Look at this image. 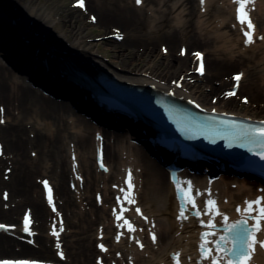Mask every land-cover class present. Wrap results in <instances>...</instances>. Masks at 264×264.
<instances>
[{
    "label": "bare ground",
    "instance_id": "obj_1",
    "mask_svg": "<svg viewBox=\"0 0 264 264\" xmlns=\"http://www.w3.org/2000/svg\"><path fill=\"white\" fill-rule=\"evenodd\" d=\"M11 1V7L22 10L28 18L23 21H30L32 27L19 29L21 25L8 20L6 12L0 16V56L6 61L0 59V190L7 193V199L0 197V223L8 226L0 229V251L35 252L42 260L50 257V262L65 264H71L66 263L67 254L83 259L84 264H175L177 254L180 264H211L202 259L199 250L201 233L208 229L191 211L186 213L188 220L177 219L181 200L175 182H191L193 193H200L197 205L203 208L206 200H215L230 222L241 218L236 208L243 209L245 201L264 196V188L223 173L212 174L218 176L215 180L204 173L170 181L165 163L171 154L156 153V146L144 141L148 126L139 122L134 111L124 115L113 106L100 107L87 90L76 89L67 81L59 84L64 79L57 75L65 69L63 62L69 61L75 69L89 76L96 74L105 83L115 78L134 90H153L252 118L259 111L257 115L264 118V40L259 39L264 36V0L248 5L255 26L251 45L244 43L233 0H204L203 5L201 0H142L139 5L136 0H85V10L96 24L123 36L120 41L113 37L122 48L109 61L96 50L94 38L89 39L79 28L70 40L64 38V29L58 31V24L82 18L76 15V8L63 16L44 0ZM53 30L58 36L51 35ZM138 51L145 52V61L151 64L134 62L141 55ZM196 52L204 57L203 75L197 73ZM233 68L237 71L226 73ZM234 73L243 74L240 86L235 96H227ZM243 92L250 101L238 112L232 103ZM245 97V93L241 95ZM250 106L256 110L247 111ZM129 172L136 204L124 203L129 209L124 218L136 228L131 233L119 227L123 221L116 219L121 207L117 198L123 200L120 189L127 190ZM36 174L43 175L39 187L30 179ZM44 180L53 189L51 205ZM19 207L24 211L16 225ZM136 207L147 221L135 212ZM24 214L31 218L32 235L23 231ZM201 219L206 222L208 217ZM54 228L58 237L52 234ZM151 232L157 235L156 243ZM258 240H264V235L258 234ZM100 244L107 251H101ZM58 252H63V258ZM11 258L37 259L2 255L0 260ZM248 264H264L259 244Z\"/></svg>",
    "mask_w": 264,
    "mask_h": 264
},
{
    "label": "snow or ice",
    "instance_id": "obj_2",
    "mask_svg": "<svg viewBox=\"0 0 264 264\" xmlns=\"http://www.w3.org/2000/svg\"><path fill=\"white\" fill-rule=\"evenodd\" d=\"M233 2L237 5L236 18L242 27L243 35L245 37L244 43L246 45H251L255 42V26L249 16L248 5L254 3V0H233ZM136 3L139 5L142 3V0H136ZM203 3L204 0H201L202 5ZM76 6L85 8V0H77ZM93 20H95V17H93ZM259 39L264 40V36L259 37ZM181 54L183 55L184 52L182 51ZM193 55L196 56V58L200 61L198 71L201 75H203V56L199 52L193 53ZM242 76V73H238L233 77L234 81L236 82L235 87L240 86ZM226 95L234 96L236 95V92L233 90L226 93ZM243 102L247 103L248 99L245 97ZM197 107H199V105H197ZM0 111H2V109H0ZM0 123H3V121L0 120ZM261 124L264 125V122H261ZM231 126L234 128L239 127L235 124H231ZM242 135L252 137L254 141L259 143L261 148H264V126H249L244 129ZM256 154L259 155L261 159H264V151ZM100 166H104L102 162ZM43 183L45 189L47 190L48 202L51 205L53 204L52 189L49 187L47 181H44ZM175 183L178 198L181 200V207L179 209L177 219L181 221L188 220L189 216L186 213L191 211L192 215H194L199 220L200 224L205 229H208L202 232L200 236L201 243L199 245V250L202 259L210 260L211 264H221V262H223V264H248V260L255 246L259 244L261 247H264V240H258V234L264 235V196L257 197L252 201H245V206L243 209L237 207L236 212L240 213L241 218L230 222L229 217L219 210L215 200H206L204 202L203 208L197 205L196 196L200 195V193H193L191 182L181 184L177 181ZM126 184L127 190L124 188L120 189V191L124 193L123 200L121 201L119 197L117 198L118 202L121 204L119 214H116L115 209L113 211L114 214H116V219L118 221H123L119 227H126L127 231L131 233L135 232L136 228L132 222L124 218V213L129 210L128 208L124 207V203L126 202L128 205L136 204V200L133 196L135 186L132 183L131 172L128 173ZM4 198L7 199V194H5ZM53 211H55L54 206ZM135 212L141 215L143 219L147 221V217L143 216V213L139 207L135 208ZM201 217H208V219L205 222V220L201 219ZM217 217L220 218L219 222H217ZM250 221H252V223H250ZM30 222V217L26 215L23 222V231L29 235H32L30 231ZM7 227L8 226L0 224V229L7 230ZM60 231H63L62 227L60 228ZM52 234L57 237L59 236V232L56 231L55 228ZM150 235L152 242L156 243V233L151 232ZM119 238L120 237L117 236V239ZM137 243L140 244L139 241H137ZM59 247L60 245L57 243V248ZM98 247L101 249V251H107V248H105L103 244L98 245ZM140 247L143 248L144 245L140 244ZM58 254L61 256V258H63V252H59ZM174 262L175 264H180L179 254L174 257ZM0 264H40V262L2 261Z\"/></svg>",
    "mask_w": 264,
    "mask_h": 264
},
{
    "label": "rangeland",
    "instance_id": "obj_3",
    "mask_svg": "<svg viewBox=\"0 0 264 264\" xmlns=\"http://www.w3.org/2000/svg\"><path fill=\"white\" fill-rule=\"evenodd\" d=\"M44 1H46V2H48L49 4H52V11H55V9H57L59 12H61L62 14H63V16L65 15V14H67L68 12V10L70 11V10H74L75 9V7H73V0H44ZM76 9H78V8H76ZM75 9V13H76V15H79V14H81V19H78L76 22H71V24L69 23V22H67V21H65V24L63 23V24H58V31H63V29H64V31L63 32H65V38H67V39H69V38H73V35H71L73 32H74V30H75V28H79L84 34H86V35H90L89 36V39H93L94 41L93 42H95V43H97V47H95V48H97L96 50H98L100 53H102V54H104V55H106V57H107V59H109V57L111 56V55H116L117 53L119 54V51H120V49L122 48V46H121V44H120V42H117L113 37H112V30L110 29L109 31L107 30H105V29H103L102 28V26H100V25H98V24H96L95 23V21H93V18H92V15L88 12V11H85V10H81V9H79V10H76ZM57 11V12H58ZM58 16L56 15V18H57ZM58 19V18H57ZM70 29V30H69ZM66 30H69V32H67ZM57 31V32H58ZM92 37V38H91ZM88 40V39H87ZM192 48H193V46H192ZM191 48V49H192ZM97 51V52H98ZM194 50H192V52H193ZM138 53L139 54H141L140 55V57H139V59L138 58H136V57H134V59H133V61L134 62H137L139 65H149V64H151V62H148V61H145V56H147L146 54H145V52H141V51H138ZM128 63H131V62H128ZM127 63V64H128ZM134 67H136V66H134ZM193 69V66L191 67V70ZM237 71V68H233V69H231V70H227L226 71V73H229L230 71L232 72V71ZM229 71V72H228ZM230 72V73H231ZM215 85H218L217 83H215ZM202 93V92H201ZM201 93H198V94H201ZM228 93V92H227ZM245 93V95H247L248 97H247V99H248V101H250L249 100V95L248 94H246L247 92H243V93H240V95H238L237 97H236V99H235V101L234 102H237L236 104L235 103H232V104H234L233 106H234V108L233 109H235V107H236V110H239V111H242L244 108L246 109L247 108V105H248V102L247 103H244L243 101H244V98H241V95H243ZM240 97V98H239ZM213 101H216V97H213V98H211ZM240 103V104H239ZM239 105V106H238ZM238 108V109H237ZM255 107H253V106H250V108H248V110L247 111H251V110H256V109H254ZM252 112V111H251ZM255 112V111H254ZM255 113H259V111H256ZM2 152L0 151V154H1ZM5 170H7V168L5 169ZM2 172V171H1ZM0 172V173H1ZM1 175V174H0ZM37 176L36 177H34V179L32 178V177H30V179L32 180V183H34L35 185H37L38 187H39V185H40V180H41V178L43 177V175H41V174H36ZM0 178H2V176H0ZM36 178V179H35ZM37 178H38V180H37ZM3 179V178H2ZM1 191V193H0V197L2 198V199H5L4 198V196H5V194H7V193H5L4 191H2V190H0ZM55 207V206H54ZM53 208V207H52ZM56 209V208H55ZM24 210L21 208V207H19V209H18V211L16 212V214H15V218H16V221H15V224H16V222L17 223H19V219H20V214H21V212H23ZM4 218V217H3ZM0 219H2V217L0 216ZM3 220H5V219H3ZM49 222H47V224H48ZM17 225V224H16ZM10 248H11V246H10ZM13 249V248H12ZM2 255H13V256H16V255H25V256H33V257H35V258H40V257H42L41 255H39L38 253H35V252H32V253H27V252H25V253H21V252H17V251H15L14 249L13 250H10V251H4V252H1L0 251V257L2 256ZM92 257H93V255H92ZM48 258V257H47ZM46 258V259H47ZM50 258V257H49ZM68 259V260H67ZM66 260H67V263H71V264H84V263H82V262H84L83 261V259H78L77 257H74V255H71V256H68V254H67V257H66ZM82 261V262H81Z\"/></svg>",
    "mask_w": 264,
    "mask_h": 264
},
{
    "label": "water",
    "instance_id": "obj_4",
    "mask_svg": "<svg viewBox=\"0 0 264 264\" xmlns=\"http://www.w3.org/2000/svg\"><path fill=\"white\" fill-rule=\"evenodd\" d=\"M11 4H12V1L11 0H0V16L3 15L2 13H5L6 12L7 16H9L8 20L14 19L15 21L14 20H11V22L14 21L16 24H18L17 26H20L21 25V28H19V29H22V27H24L25 29H27V31H29L31 29L30 27H32V23L29 21V24H26L27 22H24L23 21V20H28L26 14L22 10L16 9L14 7L12 8L11 7ZM11 13H15V16L14 15H11ZM4 18L7 19V17H4ZM47 33H49V32H46V34ZM50 33L53 36H55V35L58 36V34H56V31H54V30H53V33L52 32H50ZM57 39L59 40L60 38H57ZM69 40H67V41H69ZM66 45H69L68 42H66Z\"/></svg>",
    "mask_w": 264,
    "mask_h": 264
}]
</instances>
